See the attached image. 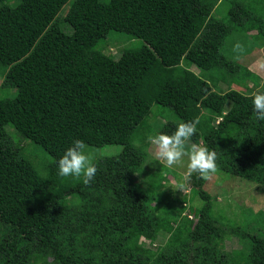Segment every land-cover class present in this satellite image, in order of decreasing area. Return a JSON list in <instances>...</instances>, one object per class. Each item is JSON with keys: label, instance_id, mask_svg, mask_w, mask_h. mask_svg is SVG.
I'll list each match as a JSON object with an SVG mask.
<instances>
[{"label": "trees", "instance_id": "obj_1", "mask_svg": "<svg viewBox=\"0 0 264 264\" xmlns=\"http://www.w3.org/2000/svg\"><path fill=\"white\" fill-rule=\"evenodd\" d=\"M69 2L0 0L1 89L8 94L0 100V264H264V233L215 218L199 174L189 178L204 201L196 220L177 224L182 212L173 210L157 215L153 194L137 183L145 154L133 144L152 106L170 107L178 122L158 133L198 121L191 140L216 151L218 171L264 187V121L251 93L217 92L202 77L241 71L221 49L235 30L256 29L264 40V18L235 4L228 24L212 16L221 0H74L60 17ZM111 31L144 45L107 55L97 46ZM14 138L53 158L43 174ZM75 140L123 150L95 161L97 174L84 185L58 174ZM162 230L168 240L155 246ZM230 236L244 247L225 250Z\"/></svg>", "mask_w": 264, "mask_h": 264}, {"label": "rangeland", "instance_id": "obj_2", "mask_svg": "<svg viewBox=\"0 0 264 264\" xmlns=\"http://www.w3.org/2000/svg\"><path fill=\"white\" fill-rule=\"evenodd\" d=\"M72 1L74 0H70L61 10L60 17L66 15ZM235 4L246 5L255 14L264 18V0H221L213 10L212 16L228 23L229 11ZM61 28L65 32L71 31L70 27L64 23ZM257 33L256 29L248 31L235 30L227 38L221 49V54L228 61L242 65L243 69L236 75L217 70L204 72L202 77L211 84L213 90L225 92L232 88L241 93L250 94L264 87V40L259 39ZM236 44H240L242 50H235ZM143 45L144 42L140 39L130 38L122 32L111 31L105 39L99 42L97 50H101L107 55L115 56L124 49H136ZM0 68L4 69L3 67ZM190 69L196 74L200 72L197 67L192 65ZM246 69L251 74L259 77V85L252 78L247 77ZM1 83L2 76L0 75V100L8 97V94L1 89ZM168 122H178L174 111L170 107L154 104L150 115L145 119L143 125L136 130L133 144L145 154L144 165L136 180L142 189L153 194V205L158 207L157 215L167 217L165 214L167 210H173L175 214L182 212L181 218L178 219L180 222L177 224H183L181 222L182 218L196 220L195 211L204 204V201L194 194L189 178H185L186 167H163L156 159L153 146L148 143V136L156 135L161 127ZM7 131L12 138L17 135L15 132L13 133L11 125H8ZM17 138L14 139L17 140ZM17 141L20 146L25 147L26 153L32 159L38 172L43 174L44 166L48 165L53 158L31 141ZM188 143H195V140H190ZM122 150L123 147L120 145L88 146L87 148V151L94 156V162L103 157L116 156ZM72 177L75 181L80 180L74 176ZM182 183L185 185L183 191L180 190ZM204 189L212 197L214 205L213 216L217 219H222V223L224 222L223 224L226 225L225 227H235L237 225L250 233H264V215H262L264 214L263 186L217 170L215 174H212L206 180ZM182 208H184L183 211ZM168 235L169 233L162 230L159 236L160 242H157L155 246L161 245V242L164 243L168 240ZM243 247L236 236H230L224 242V249L227 251L238 250Z\"/></svg>", "mask_w": 264, "mask_h": 264}, {"label": "clouds", "instance_id": "obj_3", "mask_svg": "<svg viewBox=\"0 0 264 264\" xmlns=\"http://www.w3.org/2000/svg\"><path fill=\"white\" fill-rule=\"evenodd\" d=\"M235 50H242L240 44L235 45ZM253 111L257 120L264 121V91L251 93ZM198 121L180 122L171 134L157 133L148 136L147 140L153 146L154 154L163 167H186L185 178L199 174L203 179H208L218 170L217 153L199 143L188 142L196 134ZM88 146L82 140H75L73 146L68 148L58 160V174L61 177L74 176L82 178L84 185H90L96 174L97 167L94 156L87 151ZM186 160V163H185ZM185 185H180L183 191Z\"/></svg>", "mask_w": 264, "mask_h": 264}]
</instances>
